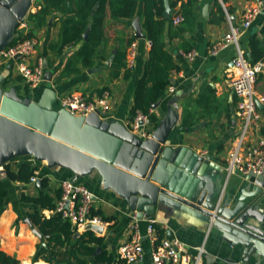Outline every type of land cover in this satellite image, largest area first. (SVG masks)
Instances as JSON below:
<instances>
[{
	"label": "crops",
	"instance_id": "crops-1",
	"mask_svg": "<svg viewBox=\"0 0 264 264\" xmlns=\"http://www.w3.org/2000/svg\"><path fill=\"white\" fill-rule=\"evenodd\" d=\"M183 1L187 0H179L177 6L173 8L172 20L177 15L182 16ZM169 2L171 5L172 0ZM44 4V0L36 1L32 5L31 13L39 11ZM256 5L255 0H197L193 6L191 20L187 22L184 20L181 24L174 25L173 21L168 19L161 33L166 50L172 56L173 64L178 68L170 74V87L174 88V92H170V87L166 91L167 96L170 97L168 105L172 104L177 118V126L171 133L173 146L188 147L199 156L209 159L210 164L220 170L217 176L211 175L210 180L214 182L215 178L220 177L226 185V191L234 195H239L244 189L250 192L254 188V184L248 182L247 177L235 174L228 178L225 170L230 142L241 128V122L235 115L237 98L231 88V80L235 72L232 60L237 54V47L235 44H230L217 53L212 50L214 44L222 41L233 28H237L240 32L238 45L245 55H250L249 40L253 32L258 33L264 26V8L248 30L243 31V23L247 8ZM71 7L73 4H67L63 6V9L68 11ZM145 7L146 0H139L136 15L130 21L132 29H126L123 22L108 18L106 35L109 42L105 50L106 58H102L103 51L100 49L90 68H85L81 62H76L78 50L87 41L83 40L76 46H66L59 52L61 20L65 18L62 11L49 15L46 23L40 27L34 28V23H31L30 29L33 30V38L36 40V48L31 60L32 62L42 60L43 65L47 64L49 71L53 73L52 82L50 84L46 82L41 88L32 92L31 97L39 100L44 90L50 86L57 94L55 106L61 108L60 100L71 94L79 93L92 99L108 91L112 106L111 115L107 118L100 117L104 120H117L129 127L135 87L144 76L151 50V43L144 27ZM205 7L208 8V17L203 13ZM136 20L142 26L145 39L136 38L137 51L131 68L127 58L131 75L126 77V72L123 70L118 78H114L111 71V53L114 52L118 39L124 40L120 43L125 47L129 34L133 32L136 35L133 26ZM123 31L127 32L125 36L122 35ZM19 33H21L20 30ZM191 51H194V56L187 57L186 54ZM9 64L12 68L7 71ZM95 68L100 70L92 72ZM2 74L6 75L5 87H15L22 96H27V87L17 78L12 62L0 64V76ZM210 90H213L211 95H209ZM256 92L258 97H264V71L258 76ZM202 95L209 99L205 106L198 103ZM157 104L159 106H154L152 111L158 115L161 122L167 116V109L164 110L160 103ZM259 104L261 103H258V108L262 111V119L256 125L254 140L264 135V105L262 104L263 108H261ZM189 159L188 157L186 163ZM23 162L37 166V180H42L41 186L37 185V181L35 184L12 181L6 173L5 165L0 167V180L6 185L8 191L6 208L0 216V249L19 264H50L47 258L50 257L54 243L50 235L42 233L32 222L29 214L33 211L34 205L24 201L23 196L37 198L44 192L56 204L61 197L60 182L66 179L71 180L73 174L68 169L49 167L45 162H39L27 156L19 157L9 163L13 170L17 171ZM203 166L205 169L201 173L204 177H208L207 165L204 163ZM43 179H46L45 187ZM79 182L85 184L95 194L96 211L102 219L104 218L105 225L101 233L89 229V226L79 228L72 226L75 231L74 242L86 232L91 231L95 237L104 239L102 250L114 258V264L116 262L125 264L120 257L119 248L131 241L130 226L138 213L132 212L128 203L114 190L106 189L105 182L99 174L94 173ZM53 211L44 209L42 213L49 219L56 215ZM151 219L156 221V226L162 231L158 232L156 228L157 240H159V233L160 235L163 233L164 239L177 238L188 246L190 252H194L196 247L204 246L206 254L203 264L246 263L242 260V249L227 242L220 231L210 228V224L183 212L174 201L168 200L167 203H159L154 213L145 215L140 222L142 243L146 251L140 264H152L150 242L145 236L147 221ZM37 232L43 236V239ZM77 233L79 235L76 237ZM43 243L47 247H41ZM41 249L44 252L36 259ZM98 249L100 251L97 252ZM57 250V259L60 261L73 259L69 257L67 246H60ZM97 250L95 255L101 253L100 247ZM82 257L79 255V258ZM82 259L87 261V264L94 262V257ZM246 264H264V260L254 256Z\"/></svg>",
	"mask_w": 264,
	"mask_h": 264
},
{
	"label": "water",
	"instance_id": "water-1",
	"mask_svg": "<svg viewBox=\"0 0 264 264\" xmlns=\"http://www.w3.org/2000/svg\"><path fill=\"white\" fill-rule=\"evenodd\" d=\"M36 1L0 0V52L17 38ZM173 13L169 0H165L163 17L171 19ZM203 13L208 17L207 7ZM133 26L136 38L145 39L140 22L134 21ZM89 32L88 28L83 35L85 41ZM11 68L9 64L7 71ZM44 68L45 80L50 84L53 73L47 64ZM99 70L95 68L92 72ZM5 79L2 74L0 167L27 156L49 167L70 170L74 182L97 173L106 189L120 195L129 209L138 213L139 220L152 215L159 203L174 201L183 212L210 224L227 242L242 249L244 262L249 263L254 256L264 260V179L247 176L254 188L250 192L244 189L239 195L226 191L220 177L212 182L211 175L217 176L220 170L209 159L188 147L173 146L171 133L177 126V118L171 103L165 119L152 137L145 140L117 120L102 119L97 112L75 116L56 108L57 94L50 86L35 100L22 96L15 87H5ZM259 106L263 108L262 104ZM186 155L190 158L188 163ZM204 163L208 177L201 173ZM41 182L38 179L37 185L41 186ZM89 229L101 233L104 228L90 225ZM41 247L47 246L43 243Z\"/></svg>",
	"mask_w": 264,
	"mask_h": 264
},
{
	"label": "trees",
	"instance_id": "trees-1",
	"mask_svg": "<svg viewBox=\"0 0 264 264\" xmlns=\"http://www.w3.org/2000/svg\"><path fill=\"white\" fill-rule=\"evenodd\" d=\"M196 1L187 0L182 2V17L186 22L193 18V6ZM178 2L179 0H172V8H175ZM44 3V6L39 11L31 13L29 16L32 24L34 23L33 27L36 28L44 25L49 15H52L56 11H62L65 18L61 20L59 52L66 46H76L82 42L84 40L83 35L89 28V39L78 50L76 62H81L85 68H90L93 66V59L98 55L100 49L103 51L102 58H106L105 50L109 42V38L106 35L108 18L117 22H123L126 29L131 28L130 21L136 15L139 0H44ZM67 4H73V7L65 11L63 6H67ZM163 11L164 0H146L144 27L147 38L151 43V50L149 60L146 63L144 76L137 82L135 87L134 102L130 114V121L133 120L137 112H143L149 115L154 123L155 129L160 123V118L151 110L154 109L157 103H160L164 110L167 109L170 97L167 96L166 91L171 85L170 74L173 70L178 69L173 64L172 56L167 52L166 46L163 43V35L161 33L168 20L163 17ZM126 34V31L122 32L123 36ZM22 38V36L16 38L9 46L15 44ZM25 38H33V30L30 29L25 35ZM123 41L122 38L118 39L114 46V52L111 53V71L114 78H118L123 70L126 72V77L131 75V71L128 69L127 53L131 44L136 41V35L133 32L129 34L125 47L121 44ZM249 47L250 58L246 54L247 59L253 64L264 61V26L258 33H252L249 40ZM17 78L24 84L20 76H17ZM24 86L27 87V96H31L32 92L29 87L25 84ZM212 93L213 90H210L209 95ZM207 98L205 95H202L198 103L205 106L209 101ZM5 170L10 180L29 183L33 176H37L38 168L35 165L23 162L17 171L13 170L10 163L5 165ZM45 183L46 179H43L44 187ZM7 197L8 191L6 185L0 180V216L6 208ZM23 200L34 205L33 211L29 214L32 222L42 233L50 235L51 241L54 243L50 251V257L47 258L50 264H87V261L82 259L85 257H94L93 264H114V258L108 256V253L102 250L103 238H97L93 232L88 231L74 242L73 237L75 231L70 221L63 219L57 214L49 219L43 215L42 210H54L56 207L54 200L48 194L42 192L37 198L24 195ZM93 215H99L98 211H93ZM155 228H157L158 232H162L158 226L155 225ZM163 237V233L162 235L159 233L158 244L164 239ZM60 246H67L69 249V257H72V260L60 261L57 259V248ZM98 247L101 248V253L95 255ZM43 252V249L39 250L36 259ZM79 255L83 257L79 258ZM0 264H19V262L0 249ZM115 264L118 263L116 262Z\"/></svg>",
	"mask_w": 264,
	"mask_h": 264
},
{
	"label": "built area",
	"instance_id": "built-area-1",
	"mask_svg": "<svg viewBox=\"0 0 264 264\" xmlns=\"http://www.w3.org/2000/svg\"><path fill=\"white\" fill-rule=\"evenodd\" d=\"M255 1L256 6L247 8L243 31L252 26V22L264 8V0ZM29 16L30 14L19 28L21 33L18 31L17 38L21 36L23 38L0 52V64L12 62L17 76L23 79L24 84L29 87L31 92H35L46 83V80L42 60L39 59L37 62L31 60L36 48V40L25 38L32 23ZM183 21L181 15L173 18L174 25H179ZM239 34V30L233 28L232 32L222 41L214 44L212 50L217 53L230 44H235L237 47V54L232 60L235 72L231 80V88L237 98L235 115L241 122V128L237 136L231 140L227 151L226 177L239 174L244 177L251 175L262 178L264 177V135L254 140L253 134L256 125L262 119V111L258 108V103L264 105V97L257 96L256 84L258 76L264 71V61L253 64L247 59L245 52L238 45ZM136 51L137 43L133 42L127 53L129 68L132 67ZM186 55L193 57L194 51ZM170 92H174L173 87H170ZM60 104L62 108L75 116H88L97 112L101 117L107 118L112 111L110 92L108 91L92 99L74 93L62 98ZM129 123V130L140 138L146 140L152 137L155 128L149 115L137 112ZM36 181L37 176H33L30 180L32 184H35ZM60 189L61 197L56 202L53 211L55 214L70 221L76 228L105 225L99 215H93V211H96L95 194L85 184L66 179L60 182ZM140 222L141 220L135 216L130 226L132 239L119 248L120 257L125 264H140L145 257L146 251L142 243L143 234ZM155 225V220H148L145 235L150 242L152 264H203V258L206 254L204 246L196 247L194 252H190L188 246L177 238H165L158 244ZM236 264L246 263L238 262Z\"/></svg>",
	"mask_w": 264,
	"mask_h": 264
},
{
	"label": "bare ground",
	"instance_id": "bare-ground-1",
	"mask_svg": "<svg viewBox=\"0 0 264 264\" xmlns=\"http://www.w3.org/2000/svg\"><path fill=\"white\" fill-rule=\"evenodd\" d=\"M62 108V107H61ZM64 109V108H63Z\"/></svg>",
	"mask_w": 264,
	"mask_h": 264
}]
</instances>
